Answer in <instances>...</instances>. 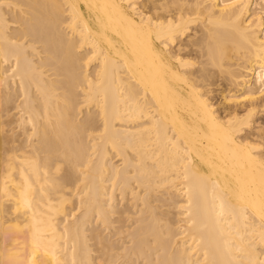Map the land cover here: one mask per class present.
<instances>
[{"label": "bare ground", "instance_id": "1", "mask_svg": "<svg viewBox=\"0 0 264 264\" xmlns=\"http://www.w3.org/2000/svg\"><path fill=\"white\" fill-rule=\"evenodd\" d=\"M0 264H264V0H0Z\"/></svg>", "mask_w": 264, "mask_h": 264}, {"label": "rangeland", "instance_id": "2", "mask_svg": "<svg viewBox=\"0 0 264 264\" xmlns=\"http://www.w3.org/2000/svg\"><path fill=\"white\" fill-rule=\"evenodd\" d=\"M227 91V93L229 92L228 90H226ZM232 93V92H231ZM231 93H229V94H231ZM217 99V98H216ZM215 99V100H216ZM219 102H222L223 103V100L221 101V98L220 99H218V101H217V103H219ZM115 158H116V160H115ZM115 158H114V161H119V159H120V157L119 156H115Z\"/></svg>", "mask_w": 264, "mask_h": 264}]
</instances>
